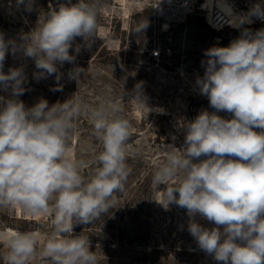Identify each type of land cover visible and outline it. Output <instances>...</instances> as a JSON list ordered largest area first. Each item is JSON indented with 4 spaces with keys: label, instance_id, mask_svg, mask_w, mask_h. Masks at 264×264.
<instances>
[{
    "label": "clouds",
    "instance_id": "9594fccd",
    "mask_svg": "<svg viewBox=\"0 0 264 264\" xmlns=\"http://www.w3.org/2000/svg\"><path fill=\"white\" fill-rule=\"evenodd\" d=\"M25 6L31 11L32 0ZM252 16L264 20V5L254 4L239 23H251ZM146 27L144 20L136 32ZM96 28V7L87 0H68L50 8L20 42L0 33V89L10 90L9 98L0 97V207L53 213V230L42 248L53 264H98L89 237L74 235L73 229L106 214L114 193L124 190L131 124L114 101L91 106L74 97L49 106L42 98L26 107L18 99L25 92L23 67L5 73L3 66L9 51L21 52L34 61L37 78L57 75L59 80V66L76 59L70 54L76 38L89 46ZM80 50L76 45L75 53ZM204 55V75L196 85L215 111L203 110L184 123V146H171L153 174L157 189L166 186L157 202L166 209L171 204L186 209L189 233L220 264H264V29H244L228 46H213ZM84 72L74 67L68 77L78 82ZM132 97L144 102L142 83ZM221 111L231 118L217 115ZM83 113L90 116L92 134L103 149L88 178L68 151L73 121ZM177 176L179 182L170 183ZM197 215L215 226L204 227ZM2 239L7 264H29L36 255L35 233L12 231Z\"/></svg>",
    "mask_w": 264,
    "mask_h": 264
},
{
    "label": "rangeland",
    "instance_id": "374dc122",
    "mask_svg": "<svg viewBox=\"0 0 264 264\" xmlns=\"http://www.w3.org/2000/svg\"><path fill=\"white\" fill-rule=\"evenodd\" d=\"M224 1L223 11L207 0H87L97 9L94 39L85 46L81 37L76 38L70 49L76 59L59 66V80L57 75L37 78L34 74L39 70L34 61L21 52L6 55L5 73L11 68L24 69L25 92L18 99L26 107L42 98L49 106L74 97L91 106L114 101L131 124L126 144L130 174L124 190L114 193L106 214L73 229L74 235L89 237L98 264H220L199 249L189 233L186 209L175 204L166 209L157 202L163 200L166 186L157 189L153 174L165 162L171 146H184V123L203 110L215 111L196 85L197 78L204 75L205 51L228 46L244 29L253 33L264 29V20L255 16L251 23H239V17L261 3L259 0ZM67 2L32 0V10L28 11V0L23 4L0 0V33L5 40L20 42L21 35L33 30L50 8ZM144 20L147 27L136 32ZM76 45H80L79 53H75ZM74 67L85 69L78 82L68 77ZM137 83H142L144 102L132 97ZM57 87L62 90H54ZM0 97L9 98L10 90L0 89ZM217 115L231 118L223 111ZM73 123L68 151L88 178L96 166L95 157L103 150L102 143L92 134L87 113ZM178 182L179 176L170 180ZM52 219V212L32 215L19 207H0V264H7L8 251L2 236L12 231L36 234L37 252L29 264H53L42 255L53 230ZM195 219L204 227L215 226L199 215Z\"/></svg>",
    "mask_w": 264,
    "mask_h": 264
},
{
    "label": "bare ground",
    "instance_id": "6f19581e",
    "mask_svg": "<svg viewBox=\"0 0 264 264\" xmlns=\"http://www.w3.org/2000/svg\"><path fill=\"white\" fill-rule=\"evenodd\" d=\"M209 3H211L212 7H215L217 9H221V10H225V1L224 0H207ZM259 2H261V4L264 2H262V0H259Z\"/></svg>",
    "mask_w": 264,
    "mask_h": 264
},
{
    "label": "built area",
    "instance_id": "2783aa9c",
    "mask_svg": "<svg viewBox=\"0 0 264 264\" xmlns=\"http://www.w3.org/2000/svg\"><path fill=\"white\" fill-rule=\"evenodd\" d=\"M264 1V0H263ZM189 3V2H188Z\"/></svg>",
    "mask_w": 264,
    "mask_h": 264
}]
</instances>
